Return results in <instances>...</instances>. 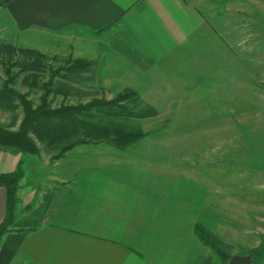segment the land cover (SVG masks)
Instances as JSON below:
<instances>
[{
	"label": "rangeland",
	"instance_id": "obj_1",
	"mask_svg": "<svg viewBox=\"0 0 264 264\" xmlns=\"http://www.w3.org/2000/svg\"><path fill=\"white\" fill-rule=\"evenodd\" d=\"M196 34L201 40H192L184 54L171 55L144 70L118 55L108 44L112 41L64 34L63 39L18 43L3 38L0 30V45L16 49L9 62L12 68L7 58L0 57V88L9 83L7 67L16 75L9 91L33 106L39 104L41 87L51 81L53 72L70 60L82 59L88 63L87 73L81 81H62L75 91L66 96L50 94L52 107L110 100L131 89L155 110L156 116L140 121L147 136L126 149L88 143L54 159L55 152L38 145L34 171L46 190L70 187L54 179L63 174L58 161L64 162L66 155L83 158L85 171H96L98 160H103L114 166L109 171L141 174H133L137 179L132 181L153 186L154 229L165 236L169 248L165 255L170 253L165 264H220L195 237V223L207 227L231 256L251 258L253 250L264 246V0H232L227 7L219 2L208 16L203 15ZM19 50H34L48 58L46 72L38 80L30 71L20 73L16 65L24 57ZM15 100L16 109L0 110V125L13 131L23 117ZM49 193L22 210L17 203L7 232L35 226ZM162 220L170 226L158 228ZM4 239L0 238V246Z\"/></svg>",
	"mask_w": 264,
	"mask_h": 264
},
{
	"label": "crops",
	"instance_id": "obj_2",
	"mask_svg": "<svg viewBox=\"0 0 264 264\" xmlns=\"http://www.w3.org/2000/svg\"><path fill=\"white\" fill-rule=\"evenodd\" d=\"M229 1L0 0V30L3 38L18 43L63 39L64 34L112 41L108 44L118 55L145 70L151 63L184 54L192 40H201L196 33L203 15L219 2L227 7ZM70 157L66 155L67 163L58 161L63 174L54 177L70 187L46 190L34 171L36 156L0 148V174L19 166L23 171L16 191L20 210L50 192L41 219L10 264H165L170 253L165 255V236L154 229L153 186L132 181L136 172L109 171L114 166L103 160H98L96 171H85L83 158ZM6 201V190L0 187V225ZM161 222L158 228L170 226Z\"/></svg>",
	"mask_w": 264,
	"mask_h": 264
},
{
	"label": "trees",
	"instance_id": "obj_3",
	"mask_svg": "<svg viewBox=\"0 0 264 264\" xmlns=\"http://www.w3.org/2000/svg\"><path fill=\"white\" fill-rule=\"evenodd\" d=\"M15 52L16 49L11 45H0V57L7 58L8 64ZM19 53L24 57L16 65L20 67V73L30 71L34 79L38 80L46 72L45 62L48 58L34 50H19ZM65 65L53 72L51 81L41 87L44 94L37 106L26 101L22 95L9 91V83H13L16 75H12L11 70L5 68L9 83H3L0 88V110L16 109L17 98L23 117L15 131L10 130V126L0 125V148L13 153L37 156L40 151L38 145H41L45 150L55 152L54 159H59L79 145L106 142L116 149L124 150L147 136L140 121L156 116V112L131 89L120 92L110 100L92 99L85 104L52 107L48 101L49 95L66 96L72 88L64 82L81 81L82 74L89 69L87 61L82 59L70 60ZM9 66L12 68L13 65ZM56 78L59 81L54 85L52 81ZM25 79L28 80V77ZM22 177L21 166L12 173L0 174V187L7 193L6 218L0 225V238H5L0 246V264L11 263L26 234L34 229L30 227L28 230L7 232V228L14 221L13 215L18 203L16 191ZM193 232L197 240L212 251L220 264L228 263L232 256L207 227L202 223H195ZM260 250H264V246L252 251L251 264H264V252L258 259L255 257Z\"/></svg>",
	"mask_w": 264,
	"mask_h": 264
},
{
	"label": "water",
	"instance_id": "obj_4",
	"mask_svg": "<svg viewBox=\"0 0 264 264\" xmlns=\"http://www.w3.org/2000/svg\"><path fill=\"white\" fill-rule=\"evenodd\" d=\"M252 260L250 256H232L227 264H251Z\"/></svg>",
	"mask_w": 264,
	"mask_h": 264
}]
</instances>
